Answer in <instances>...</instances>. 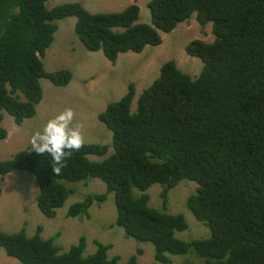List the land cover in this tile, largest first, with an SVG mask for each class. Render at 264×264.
<instances>
[{"label": "trees", "instance_id": "trees-1", "mask_svg": "<svg viewBox=\"0 0 264 264\" xmlns=\"http://www.w3.org/2000/svg\"><path fill=\"white\" fill-rule=\"evenodd\" d=\"M46 0H0V122L5 112L15 125L32 118L41 99L39 81L64 87L67 71L44 72L40 59L52 41L54 22L73 17V31L88 52L100 51L110 64L118 54L158 46L157 32L167 34L192 14L200 27L210 24V43L189 42L184 50L201 69L190 79L173 61L162 64L131 111L134 89L107 105L97 120L111 135L112 152L101 161L104 145H84L59 176L50 157L21 151L0 161V177L25 171L37 186V210L55 216L71 190L60 182L96 179L103 194L72 204L67 217L89 219L88 209L113 193L114 226L127 238L149 243L151 260L168 264L167 255L194 254L204 264H264V0H149L151 26L136 24L131 4L116 13L89 14L76 3L45 9ZM6 132L0 127V140ZM182 180L196 184L185 208L209 230L204 240L184 242L174 233L186 230L180 214L165 213L167 192ZM161 186V211L148 207L145 192ZM113 227V226H111ZM23 230L0 232V248L19 264H118L108 259L110 245L93 240L94 253L82 256L79 237L66 252ZM123 264H137L136 255Z\"/></svg>", "mask_w": 264, "mask_h": 264}, {"label": "rangeland", "instance_id": "rangeland-1", "mask_svg": "<svg viewBox=\"0 0 264 264\" xmlns=\"http://www.w3.org/2000/svg\"><path fill=\"white\" fill-rule=\"evenodd\" d=\"M149 0H46L45 9L49 10L62 4L76 3L89 14L116 13L134 4L138 8L136 24L151 26L147 9ZM56 31L52 41L40 59L46 73L67 71L70 80L64 87H54L47 80L39 81L41 99L35 106L32 118L15 125L12 118L2 113L0 127L6 131V137L0 140V161L10 159L14 154L32 152L30 137L43 129L48 120L54 118L65 108H72L76 113V122L84 125V145H104L107 152L102 157L87 156L89 161H101L111 154V135L97 120L108 104L118 101L126 92L129 84L133 86L134 97L131 111H134L138 95L157 78L162 64L173 61L177 69L193 79L201 69L200 61L185 53V46L195 40L210 43L213 39L210 24L200 27L192 14L188 21L179 23L169 33L157 32L160 37L158 46H146L140 53L118 54L110 65L100 51H86L74 34L75 19L67 17L54 22ZM71 190L61 208L55 210L52 219L45 218L35 206L38 189L33 177L25 171L12 172L0 178V232L14 234L23 230L26 237H32L37 227L41 228L39 238L47 240L58 235L54 244L60 252H66L79 237L85 239L82 256L94 253L92 241L110 245L106 257H118V264H123L131 255H136L137 264H158L151 260L153 248L149 243L127 238L123 231L113 225L115 210L113 193H108L102 203L94 202L88 209L89 219L67 217L68 208L74 203L82 202L87 196L103 194L104 185L96 179L83 182H60ZM196 184L182 180L167 192L165 213L182 215L187 228L174 233L180 241L189 242L207 239L209 230L197 222L186 210L185 200L195 193ZM161 186L152 185L145 194L148 195V207L161 211ZM113 226V227H111ZM168 264H204L194 254L167 255ZM0 264H19L13 258L6 257L0 248Z\"/></svg>", "mask_w": 264, "mask_h": 264}, {"label": "clouds", "instance_id": "clouds-1", "mask_svg": "<svg viewBox=\"0 0 264 264\" xmlns=\"http://www.w3.org/2000/svg\"><path fill=\"white\" fill-rule=\"evenodd\" d=\"M75 120V111L70 107L65 108L30 137L32 152L40 156L47 154L51 158L53 175L59 176L73 153L79 152L84 146V125L81 122L74 123Z\"/></svg>", "mask_w": 264, "mask_h": 264}]
</instances>
